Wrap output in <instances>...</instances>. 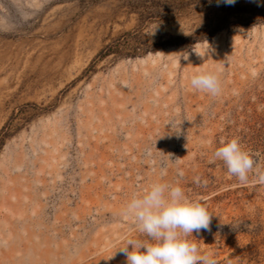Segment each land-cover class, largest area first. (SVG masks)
Listing matches in <instances>:
<instances>
[{
  "label": "rangeland",
  "instance_id": "rangeland-1",
  "mask_svg": "<svg viewBox=\"0 0 264 264\" xmlns=\"http://www.w3.org/2000/svg\"><path fill=\"white\" fill-rule=\"evenodd\" d=\"M233 137L264 172V0H0V264H126L153 182L206 206L202 254L264 264V184L211 162Z\"/></svg>",
  "mask_w": 264,
  "mask_h": 264
},
{
  "label": "clouds",
  "instance_id": "clouds-1",
  "mask_svg": "<svg viewBox=\"0 0 264 264\" xmlns=\"http://www.w3.org/2000/svg\"><path fill=\"white\" fill-rule=\"evenodd\" d=\"M223 2L231 5L235 0ZM190 83L192 88L214 97L222 91L219 77L212 72L197 73L191 77ZM175 134L179 135L181 131ZM216 161L221 162L228 174L241 184H247L253 173L257 182L264 184V172L257 169L253 154L241 145L238 138L220 142L211 162ZM123 214L135 222L138 232L145 237L128 239L117 250L125 256L126 264H216L209 254H202L198 244L189 239L194 237L193 233L210 230L212 215L199 199L187 198L179 183L153 182L141 193L133 194Z\"/></svg>",
  "mask_w": 264,
  "mask_h": 264
}]
</instances>
